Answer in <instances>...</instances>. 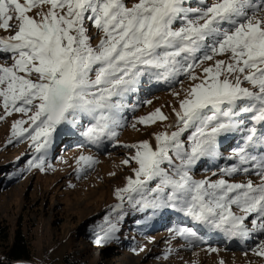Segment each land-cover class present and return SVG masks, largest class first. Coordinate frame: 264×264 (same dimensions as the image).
<instances>
[{"label":"snow or ice","instance_id":"6c2138e0","mask_svg":"<svg viewBox=\"0 0 264 264\" xmlns=\"http://www.w3.org/2000/svg\"><path fill=\"white\" fill-rule=\"evenodd\" d=\"M187 3L0 0V29L14 30L0 36V54H8L0 63V106L5 116L16 112L26 117L13 122L12 138L31 141L35 155L28 168L44 171L59 125L88 116L93 122L83 135L89 142L114 139L122 126L125 101L142 78L171 82L186 77L193 83L183 89L178 81L184 96L168 126L176 130L156 134L154 147L146 140L124 145L136 149L130 159L139 167L116 196L123 201L127 194L131 201L138 195L136 204L143 207L176 208L199 225L244 240L252 233L264 234V154H257V145L264 153V15L258 14L264 12V0H214L198 8ZM33 9H40L38 19L28 14ZM89 22L100 34L95 45ZM208 61L212 63L205 66ZM247 113L251 126L237 119ZM156 120L167 116L156 109L138 122ZM242 129L243 144L228 157L236 162L220 169L221 178L194 179L197 162L219 158L220 138ZM80 162L91 167L96 161L81 156ZM251 171L261 177L259 183L224 178ZM151 181L158 183L148 187ZM117 231L106 217L94 243H108ZM171 231L190 240L203 239L190 228ZM255 254L264 257V240Z\"/></svg>","mask_w":264,"mask_h":264},{"label":"rangeland","instance_id":"374dc122","mask_svg":"<svg viewBox=\"0 0 264 264\" xmlns=\"http://www.w3.org/2000/svg\"><path fill=\"white\" fill-rule=\"evenodd\" d=\"M135 2L137 0H126L128 6ZM212 2L214 0H188L186 6L198 8ZM39 10L33 9L28 14L38 19ZM258 14L264 15V12ZM86 26L93 37L92 44H97L100 34L90 22ZM12 34L14 30L0 29V36ZM7 55L0 54V63H5ZM7 63H11L10 58ZM211 63L208 61L205 66ZM196 72L199 74L200 69ZM178 81H182L183 89L193 83L186 77H179L177 81L166 82L164 87L152 90L157 85H150L151 81L142 78L136 91L125 101L126 106L120 113L122 126L117 128L118 135L114 139L105 138L98 144L89 142L83 135L93 122L88 116L78 118L74 124L59 125L53 134L44 171L28 168V160L35 155L31 141L12 138L13 122L26 117L16 112L5 116L0 106V117H5L0 120V257L15 232L21 230L30 245L34 264H65V258L73 264H264V257L255 254L264 234L252 233L248 240L229 238L230 243L240 246L234 249L220 243L225 237L221 236L223 233L197 224L176 208L143 207L136 204L141 199L138 195L131 201L127 194L123 201L116 196V190L125 187L128 177L135 178L134 169L139 167L130 159L136 149L124 145L146 140L154 147L156 134L176 130L168 126L176 119L173 108L179 107V100L184 96ZM174 92H179L180 96L173 95ZM146 100L151 103L145 104ZM156 109H160L167 120L149 124L138 122L140 117ZM250 116V113L238 115L237 119L251 126ZM244 135L242 129L221 137L219 158H203L197 162L192 169L193 178H221L220 169L236 162L228 157L243 144ZM81 156H92L96 162L85 167L82 162L78 163ZM124 160H130L129 164L125 165ZM224 178L234 183L251 180L257 184L261 180L255 171ZM156 183L158 181H151L148 187H155ZM233 211L238 212L235 206ZM106 217L117 225L118 231L108 243L96 245L94 240L102 234ZM245 223L250 224L249 221ZM180 227L192 229L203 239L190 240L171 231ZM203 230L207 231V236ZM213 236L218 238L210 242ZM209 248L217 251L209 252Z\"/></svg>","mask_w":264,"mask_h":264},{"label":"trees","instance_id":"16d2710c","mask_svg":"<svg viewBox=\"0 0 264 264\" xmlns=\"http://www.w3.org/2000/svg\"><path fill=\"white\" fill-rule=\"evenodd\" d=\"M2 187V186H0ZM27 260L32 261V252L29 243L21 230H17L7 249L0 257V264H13L15 261ZM65 264L68 259L65 258ZM73 264V263H68Z\"/></svg>","mask_w":264,"mask_h":264},{"label":"bare ground","instance_id":"6f19581e","mask_svg":"<svg viewBox=\"0 0 264 264\" xmlns=\"http://www.w3.org/2000/svg\"><path fill=\"white\" fill-rule=\"evenodd\" d=\"M256 2L259 3V0H256ZM145 80H146L147 82L151 81V82H150V85H151V84H152V85H155V84L157 85V86H154L153 88H151L152 90L162 88V87H164V86L166 85V82H164V81H162V82L157 81L155 77H152V78L145 77ZM146 87H148V86L146 85ZM257 128H258V131H259V130H260V126L257 127ZM259 149H260V148H257V153H258V154L260 153V152H259ZM246 224L248 225V227H251L250 224H248V223H246ZM200 232H201V231H200ZM203 232H205L204 235L207 236V231H206V230H203ZM221 236H225V237H223V241H220V243H226L229 247H232V248H234V249H239V248H240L239 245L233 244L232 242L230 243V242L228 241L229 237L226 236L225 234H223V235H221ZM221 236H220V237H221ZM214 237L218 238L217 236H213L212 238H210V239H211L210 242H214V241H213V238H214ZM250 242H251V241H247L246 243L250 244Z\"/></svg>","mask_w":264,"mask_h":264},{"label":"water","instance_id":"95a60500","mask_svg":"<svg viewBox=\"0 0 264 264\" xmlns=\"http://www.w3.org/2000/svg\"><path fill=\"white\" fill-rule=\"evenodd\" d=\"M13 264H34V263L32 261L20 260V261H15Z\"/></svg>","mask_w":264,"mask_h":264}]
</instances>
